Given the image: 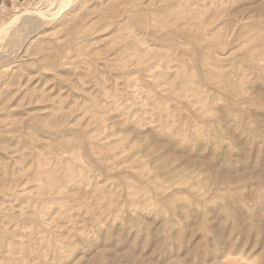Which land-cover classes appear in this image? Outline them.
Masks as SVG:
<instances>
[{"label": "rangeland", "instance_id": "rangeland-1", "mask_svg": "<svg viewBox=\"0 0 264 264\" xmlns=\"http://www.w3.org/2000/svg\"><path fill=\"white\" fill-rule=\"evenodd\" d=\"M59 17L0 42V264H264V0Z\"/></svg>", "mask_w": 264, "mask_h": 264}, {"label": "bare ground", "instance_id": "bare-ground-1", "mask_svg": "<svg viewBox=\"0 0 264 264\" xmlns=\"http://www.w3.org/2000/svg\"><path fill=\"white\" fill-rule=\"evenodd\" d=\"M70 3L71 0H38L35 6L30 7L21 14H16V16L0 30V42L7 37V34H10V36L12 35L11 37H17L21 32H25L27 28L35 26L37 18L42 15L52 16L53 19L59 17V15L62 16L65 8H68ZM52 5H55L57 9L55 12L51 11ZM27 31L30 33V28Z\"/></svg>", "mask_w": 264, "mask_h": 264}]
</instances>
